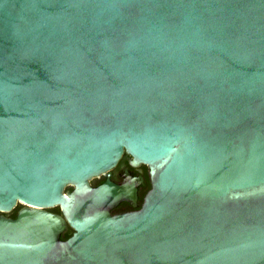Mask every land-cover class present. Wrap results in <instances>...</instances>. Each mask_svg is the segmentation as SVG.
<instances>
[{"label": "water", "instance_id": "95a60500", "mask_svg": "<svg viewBox=\"0 0 264 264\" xmlns=\"http://www.w3.org/2000/svg\"><path fill=\"white\" fill-rule=\"evenodd\" d=\"M0 264H264V0H0Z\"/></svg>", "mask_w": 264, "mask_h": 264}, {"label": "flooded vegetation", "instance_id": "af4514ba", "mask_svg": "<svg viewBox=\"0 0 264 264\" xmlns=\"http://www.w3.org/2000/svg\"><path fill=\"white\" fill-rule=\"evenodd\" d=\"M126 158L131 159L129 156L122 154L120 156L119 160L117 161V163L112 168H110L109 170H107L105 172L111 173L107 177V180L109 182L113 183L114 185H120L122 183L123 177L118 175V172L121 169H125V170L137 175L138 177H140L142 179L141 182L137 185V187L135 189V205L136 206L132 207L125 200H120L114 207H112L109 210L110 215H118V214L138 211L141 207V204L143 202L145 195L147 194V192L150 189L149 168L146 165L140 164V163H137V165H135V166H131L128 162H126ZM105 179H106L105 175H103L102 173L98 174V175L92 177L88 181V185L91 188H95V187L101 185L105 181ZM64 190L70 191L71 188H65ZM20 207H22V206L16 207L13 211H11L7 214H3V216L6 218L13 219L15 217L17 209H19ZM48 211L55 213L57 215H61V211L58 207L51 208ZM71 233H72L71 229L66 226L63 233H61L59 239L63 241L66 238H68L71 235Z\"/></svg>", "mask_w": 264, "mask_h": 264}, {"label": "rangeland", "instance_id": "374dc122", "mask_svg": "<svg viewBox=\"0 0 264 264\" xmlns=\"http://www.w3.org/2000/svg\"><path fill=\"white\" fill-rule=\"evenodd\" d=\"M18 206H21V205H17L16 207H18ZM16 207H15V208H16Z\"/></svg>", "mask_w": 264, "mask_h": 264}, {"label": "trees", "instance_id": "16d2710c", "mask_svg": "<svg viewBox=\"0 0 264 264\" xmlns=\"http://www.w3.org/2000/svg\"><path fill=\"white\" fill-rule=\"evenodd\" d=\"M13 210H14V209H13ZM13 210H12V211H13Z\"/></svg>", "mask_w": 264, "mask_h": 264}]
</instances>
